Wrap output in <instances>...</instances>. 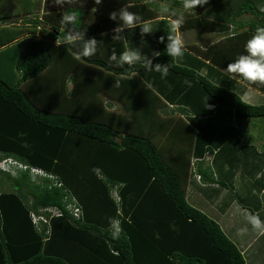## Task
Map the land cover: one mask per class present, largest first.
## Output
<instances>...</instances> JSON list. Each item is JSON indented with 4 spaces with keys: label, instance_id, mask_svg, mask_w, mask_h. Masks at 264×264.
Segmentation results:
<instances>
[{
    "label": "trees",
    "instance_id": "trees-1",
    "mask_svg": "<svg viewBox=\"0 0 264 264\" xmlns=\"http://www.w3.org/2000/svg\"><path fill=\"white\" fill-rule=\"evenodd\" d=\"M66 1L0 0V163L11 170L0 169V264H246L220 225L189 204L186 187L194 178L196 187L231 193L235 167L230 179L216 180L206 164L215 147L232 152L235 121H264V104L246 103L233 91L237 79L222 71L264 26V0L204 5L205 16L223 7L222 21L208 27L222 40L204 54L217 83L199 73L207 64L195 55L184 53L198 68L167 55L168 19L150 10L160 0L125 6L157 18L150 70L110 62L125 50L121 32L129 29L117 31L119 14L97 18L93 28L82 22L79 33L98 50L77 58L79 38L59 42ZM168 1L182 8V0ZM195 13L186 21L201 22ZM167 65L163 86L145 83L146 73ZM239 80L264 95V84ZM175 97L177 106L164 111ZM74 202L79 219L66 209ZM46 208L61 216L45 213L48 223L35 226L31 213Z\"/></svg>",
    "mask_w": 264,
    "mask_h": 264
},
{
    "label": "crops",
    "instance_id": "crops-1",
    "mask_svg": "<svg viewBox=\"0 0 264 264\" xmlns=\"http://www.w3.org/2000/svg\"><path fill=\"white\" fill-rule=\"evenodd\" d=\"M67 1L66 5H68ZM102 1L103 0H101L100 4L94 3L93 7L97 9H81V13L84 17L80 21H84L83 26H92L91 28H93L97 18L101 16L110 17L114 12L118 15L120 9L131 3L130 1L132 0H114L113 2L104 0L103 3ZM215 3L218 5L217 0H211L210 2L208 0L209 7H212ZM151 6L150 10L158 14V19L160 17H165L160 13L162 7H167L177 12L182 11L180 7L171 9L173 7H171V1L168 0L153 2ZM198 10L200 14L196 17H199L201 22L194 20L193 22H188L185 17L186 25L184 24L180 29V32L183 34L185 52L195 55L201 61H205L207 65L205 68L199 70V73L209 77L210 80L217 83L218 78L220 80L221 77H219L217 73L211 72V70L208 73L209 66L206 61L208 58L204 54L205 52L213 54V51H210L209 47H212L215 43L222 40L223 34L218 33L214 29H208V27L210 25L212 28L213 25H211V23L217 24L220 20L222 21L221 12L223 11V7H217L214 9V13H206V16L205 12L207 8L205 6L199 7ZM198 10H196V13ZM191 12L192 11H185V14L188 13L192 15L194 12ZM90 14H95V17H91ZM154 19L157 18H153L151 21H154ZM81 24L69 29L72 38L68 42L72 43L79 38L78 33ZM135 29L137 33L132 31L133 29H124L121 32L122 41L125 49L140 50L143 56L138 63L145 64L148 59L151 60L157 55V45L152 32L142 38L140 25H137ZM60 31L62 35L66 33L64 30ZM66 35L67 34H64L59 42H65L64 38ZM91 35L92 34L88 37H91ZM99 42L101 43V41ZM175 60L178 65L187 64L190 67H195L194 62H192V60L190 61L186 55H183L182 58H176ZM196 65L195 68H198L199 65L201 66V63ZM146 74V78L144 75L143 79L147 85L150 87L152 85L155 89L157 88L155 86H163V83H161L163 78L161 79L158 77L161 75L160 72L154 74L149 72ZM233 80L235 81V79ZM236 82L238 84H236V93L246 103L264 104V95L260 91L253 89L239 79H237ZM219 84H223L224 86L225 82ZM168 86L170 87V84H168ZM233 91H235L234 87ZM177 98L178 97L168 100L170 101V109H174L177 106L171 102L177 100ZM217 114H219V111H217ZM248 127L257 129L256 133L258 134L254 135V138H251ZM233 132L235 133L232 135L231 133L229 134L231 136L227 142V146L232 150L231 153L222 155L219 152L220 149L215 147L217 151L215 154H212L210 164H206V162L203 161L206 165L211 167L214 179L216 180L230 179L228 174L232 169L230 165H233L235 167L234 172H232L233 191L230 193L229 190L218 188L216 184H207V186H202V188L196 187V185H194V178H191L186 187V198L188 201L191 195L203 193L206 198L210 200V204L208 207L205 206L204 210L198 206L197 209L220 225L225 235L242 253L246 264H264V235L254 230L246 219L247 215L251 213L258 215L261 220H264V123H260L257 120H245L242 122L239 121L238 123L235 121L233 123ZM225 166H227V168H224ZM195 167L196 165L193 161V172L195 171ZM223 171L224 174H222ZM192 201L195 203L197 202V204L200 203V201L194 197H192ZM240 229H247V231L241 233Z\"/></svg>",
    "mask_w": 264,
    "mask_h": 264
},
{
    "label": "clouds",
    "instance_id": "clouds-1",
    "mask_svg": "<svg viewBox=\"0 0 264 264\" xmlns=\"http://www.w3.org/2000/svg\"><path fill=\"white\" fill-rule=\"evenodd\" d=\"M96 4H100L101 0H95ZM56 3H61V0H56ZM208 3V0H182V11L170 10L167 7L160 9L161 15L168 19V40L169 43L166 47V53L172 58H182L186 49L184 45L183 34L180 32L181 27L185 24V11H192L195 13L197 6L203 7ZM261 12H264V2L259 7ZM196 14V13H195ZM82 13L76 11H65L61 23H75L77 22ZM117 14L114 12L111 14L112 19H116ZM119 21L121 27L117 31H121L127 27L129 29H135L137 25H140V31L142 38L147 34L153 32V25L151 20H145L141 15L132 12L128 7L122 8L119 12ZM81 44L77 53V58L95 56L98 50L97 41L93 38L90 40H83V33L78 34ZM71 35L65 36V43L71 39ZM119 38V37H117ZM163 42V37H161ZM246 54L239 55L237 59L229 63L228 66L222 71L233 74L231 79H242L243 81L250 83L264 84V26L257 27L250 39L244 45ZM143 55L140 50L125 49L121 55L117 58L115 53L111 56L110 62H114L117 67H123V65H135L137 64ZM151 60H147L145 64V70H150ZM157 71L161 72L162 78L166 77L169 72V66L156 67ZM28 145H25L27 147ZM247 222L252 226L254 230H257L259 234L264 235V220L258 215L249 213L246 217ZM247 229H240L243 233Z\"/></svg>",
    "mask_w": 264,
    "mask_h": 264
},
{
    "label": "rangeland",
    "instance_id": "rangeland-1",
    "mask_svg": "<svg viewBox=\"0 0 264 264\" xmlns=\"http://www.w3.org/2000/svg\"><path fill=\"white\" fill-rule=\"evenodd\" d=\"M104 1V0H103ZM103 1H102V3H103ZM107 2H113L114 0H106ZM4 2H6V1H4ZM68 3V5H66V8H64L63 10H62V13L64 14V12L65 11H76V10H78V11H82L83 9H97L96 7H93V5H94V3H95V0H68L67 1ZM82 9V10H81ZM97 11V10H96ZM103 12V11H102ZM101 12V13H102ZM63 16V15H62ZM90 16H92V15H90ZM83 17H84V15H81V17H80V19L77 21V23L75 22V23H62V27H61V30H64V32H66V33H63V35L64 34H67V35H69L70 34V32H69V29H71V28H74V27H77L78 25H80L81 24V22L82 21H80L81 19H83ZM88 17V16H87ZM93 17H95V14H93ZM132 31H134V32H136L137 33V30L136 29H133ZM63 35L61 34L60 35V37L62 38L63 37ZM71 81L69 80L68 82H67V85H68V88H70V86H71ZM68 88H66L67 89V92L69 93L70 92V89H68ZM234 88H235V93L237 92L236 90H237V87H236V85L234 86ZM262 98V97H261ZM53 101H50V103H52ZM249 104V103H248ZM260 104H263V103H260ZM260 104H251V105H260ZM170 108H169V105L167 106V110L164 108V111H168ZM257 121H259L260 123H264V121L263 120H260V119H256ZM248 131H249V133H250V135H251V138H254V135H256V134H258V133H256V131H257V129L256 128H250V127H248ZM224 168H227V166H225ZM213 171H214V169H213ZM222 174H224V171L222 172ZM220 176H223V175H220ZM192 197H194V198H196L198 201H200V203L199 204H197V202L195 203V202H193L192 201ZM188 202L191 204V205H193L194 207H196L197 208V206L199 207V208H201V209H203L204 210V208H205V206L206 207H208V205L210 204V200L209 199H207L206 198V196L203 194V193H201V194H197V195H191V197H189V199H188Z\"/></svg>",
    "mask_w": 264,
    "mask_h": 264
},
{
    "label": "built area",
    "instance_id": "built-area-1",
    "mask_svg": "<svg viewBox=\"0 0 264 264\" xmlns=\"http://www.w3.org/2000/svg\"><path fill=\"white\" fill-rule=\"evenodd\" d=\"M208 158H209V154H206V158L205 159H208ZM7 163L8 162H5V161L1 162L0 163V169L5 170V171H11L10 167H8ZM11 164H14V163L11 162ZM18 166H19V168L25 169L24 166H21V165H18ZM31 173H33L35 175H41V176L45 175L41 170H38V169H31ZM66 209H68L70 211V214H72V216L75 219H79L80 218L81 211H80L79 207L77 206L76 202L67 205ZM45 213H48L50 215V217H52V216H61V212L58 209H56V208L42 209V210H40V213L38 215L34 214V213H31L32 222H33V224L35 226L38 227L40 225V223H48L49 218L44 215Z\"/></svg>",
    "mask_w": 264,
    "mask_h": 264
}]
</instances>
